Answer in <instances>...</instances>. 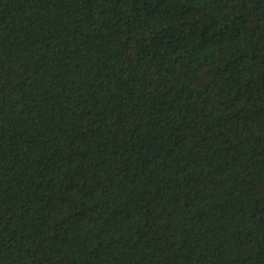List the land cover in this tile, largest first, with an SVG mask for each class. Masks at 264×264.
Returning <instances> with one entry per match:
<instances>
[{
  "label": "trees",
  "instance_id": "1",
  "mask_svg": "<svg viewBox=\"0 0 264 264\" xmlns=\"http://www.w3.org/2000/svg\"><path fill=\"white\" fill-rule=\"evenodd\" d=\"M0 264H264V0H0Z\"/></svg>",
  "mask_w": 264,
  "mask_h": 264
}]
</instances>
